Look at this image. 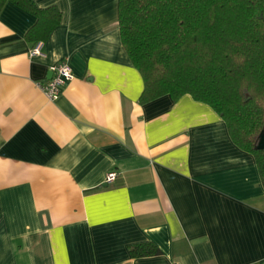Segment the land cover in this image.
Returning <instances> with one entry per match:
<instances>
[{
    "label": "crops",
    "instance_id": "0c3cea01",
    "mask_svg": "<svg viewBox=\"0 0 264 264\" xmlns=\"http://www.w3.org/2000/svg\"><path fill=\"white\" fill-rule=\"evenodd\" d=\"M34 2L61 12L34 56L35 17L0 8V264H264V185L223 119L188 94L139 102L118 0ZM144 242L160 252L132 257Z\"/></svg>",
    "mask_w": 264,
    "mask_h": 264
},
{
    "label": "trees",
    "instance_id": "16d2710c",
    "mask_svg": "<svg viewBox=\"0 0 264 264\" xmlns=\"http://www.w3.org/2000/svg\"><path fill=\"white\" fill-rule=\"evenodd\" d=\"M10 1L35 17L26 39L43 43L61 12L34 0ZM122 46L139 71V102L188 94L225 122L233 143L250 153L264 185V0H118ZM132 257L155 255L151 242Z\"/></svg>",
    "mask_w": 264,
    "mask_h": 264
},
{
    "label": "built area",
    "instance_id": "2783aa9c",
    "mask_svg": "<svg viewBox=\"0 0 264 264\" xmlns=\"http://www.w3.org/2000/svg\"><path fill=\"white\" fill-rule=\"evenodd\" d=\"M42 43H37L32 46L30 50L31 55H39L40 46ZM51 77L48 81L44 83H39V88L43 93L51 100L58 98V96L63 91L65 84L72 78V69L67 60H62L61 62L54 64L50 67ZM115 171H110L107 173L105 181L110 183L115 179Z\"/></svg>",
    "mask_w": 264,
    "mask_h": 264
},
{
    "label": "water",
    "instance_id": "95a60500",
    "mask_svg": "<svg viewBox=\"0 0 264 264\" xmlns=\"http://www.w3.org/2000/svg\"><path fill=\"white\" fill-rule=\"evenodd\" d=\"M258 148H264V138H261V140L259 141Z\"/></svg>",
    "mask_w": 264,
    "mask_h": 264
}]
</instances>
